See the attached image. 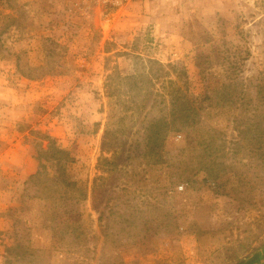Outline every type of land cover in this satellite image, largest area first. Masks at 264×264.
<instances>
[{"label": "rangeland", "instance_id": "374dc122", "mask_svg": "<svg viewBox=\"0 0 264 264\" xmlns=\"http://www.w3.org/2000/svg\"><path fill=\"white\" fill-rule=\"evenodd\" d=\"M147 59L166 66L168 80L189 99L200 102L205 88L211 93L187 144L183 134L169 136L163 165L128 159L130 142L117 155L100 145L105 123L118 113L107 103L106 77L115 70L144 75ZM171 67L186 72L178 77ZM27 68L41 76L29 79ZM259 85L264 0H123L116 7L0 0V154L6 138L18 142L22 163L16 171L0 162V264L6 247L28 241L36 261L30 264H235L253 254L264 264ZM168 90L166 80L155 83L149 116L168 105ZM49 138L74 159V179H87L84 198L77 191L64 196L51 179L40 198L22 195ZM199 143L212 149L214 184L197 172ZM102 153L112 161L109 174ZM175 186L182 187L178 194ZM76 221L96 241L68 238Z\"/></svg>", "mask_w": 264, "mask_h": 264}, {"label": "trees", "instance_id": "16d2710c", "mask_svg": "<svg viewBox=\"0 0 264 264\" xmlns=\"http://www.w3.org/2000/svg\"><path fill=\"white\" fill-rule=\"evenodd\" d=\"M148 69L144 75H127L122 76L118 71L111 72L104 83L105 97L109 105H114L118 109L117 116L114 119L109 120L105 123L103 138L101 141V151L104 153H111V155H117L123 150V147L128 142L127 147L128 159L131 157L130 154H134L133 158H139L141 161L144 160L145 165H158L166 164L164 155L166 154L164 148L165 143L170 135H181L183 134V145L187 144L189 134L195 130L197 121L201 117L200 107L201 102L209 101L211 93L208 88L203 89L201 101L197 99H189L187 93L175 88L174 82L168 80L169 71L166 66H163L157 60L147 59ZM172 70L177 72L179 77L186 71L183 69H177L171 67ZM36 68H27L28 78L36 79L41 75H33ZM167 81L169 84L168 90V105L161 104L160 109L154 116H149L151 110L147 109V104L154 92L155 83L159 81ZM202 83H207L203 81ZM192 80L185 76L184 85L188 89ZM256 95L262 97L257 99L259 106L264 107V87L259 85L255 91ZM198 102V103H196ZM199 106H196V104ZM231 103V102H230ZM142 116L140 121V128L137 129L136 123L139 121V116ZM148 117H150L148 119ZM97 131L98 124L95 125ZM258 125L255 126V129ZM263 131L259 137L264 139V126H261ZM242 134H248L249 129L241 132ZM251 133V132H250ZM258 137V136H254ZM201 143V142H200ZM197 144V149H194L199 153L196 157L198 171L205 173V182L215 183L218 179V174L214 173L209 162V156H211L212 149H208L203 144ZM260 148L264 149V142H258ZM194 148V147H192ZM259 149V148H258ZM211 150V151H210ZM40 153H43L42 155ZM196 153V154H197ZM40 156H37L38 167L36 172L31 175L27 181L23 184L22 195L28 199L40 198L38 192L40 186L45 179H51L55 185H61L63 187L64 196L70 192H80L84 198L87 192V179H74L71 175L74 167V159L70 157L67 150L62 149L58 146L52 138L48 140L47 150L39 152ZM100 163L104 162L106 171L109 174L112 166L110 158L100 155ZM53 174L51 175V172ZM51 175V178L49 177ZM95 181L90 187L89 197L93 202L96 201V189ZM45 199V198H44ZM64 201V200H62ZM83 201V199H82ZM126 206V205H125ZM134 211L140 212V209ZM76 228L69 229L72 232L68 234V238L72 237L76 241L85 243L86 241H96V235L88 237L86 231L81 229L79 221L74 222L73 225H77ZM133 224V223H132ZM111 226H109L110 228ZM108 228V229H109ZM138 228V227H135ZM104 229H107L105 227ZM107 229V230H108ZM55 232V230H53ZM104 232V231H102ZM106 233V230H105ZM56 232L54 233V235ZM146 237V236H145ZM145 237H142V243L144 244ZM29 241L26 243L27 247L23 248L20 243L11 245L5 248L3 256V264H30L35 263V259L32 257L35 255L34 249L29 247ZM125 251V250H124ZM259 254H253L250 257L238 260L235 264H259Z\"/></svg>", "mask_w": 264, "mask_h": 264}, {"label": "crops", "instance_id": "0c3cea01", "mask_svg": "<svg viewBox=\"0 0 264 264\" xmlns=\"http://www.w3.org/2000/svg\"><path fill=\"white\" fill-rule=\"evenodd\" d=\"M7 142L6 144L2 145L4 149V151H2V153L0 154V162L3 163L6 167L10 168V169H14L16 171H21L22 167L21 164L19 163L20 161V152H19V148H21V146L17 143L13 144L12 141L8 140V138H6ZM12 147L18 149L17 151L15 149H12ZM2 148V149H3Z\"/></svg>", "mask_w": 264, "mask_h": 264}, {"label": "built area", "instance_id": "2783aa9c", "mask_svg": "<svg viewBox=\"0 0 264 264\" xmlns=\"http://www.w3.org/2000/svg\"><path fill=\"white\" fill-rule=\"evenodd\" d=\"M98 1H102L104 4L107 3V4H110L116 7V6H120L123 0H98ZM181 190H182V187H179V186L174 187V192L176 194H178Z\"/></svg>", "mask_w": 264, "mask_h": 264}]
</instances>
